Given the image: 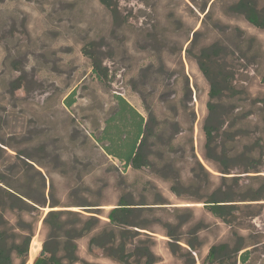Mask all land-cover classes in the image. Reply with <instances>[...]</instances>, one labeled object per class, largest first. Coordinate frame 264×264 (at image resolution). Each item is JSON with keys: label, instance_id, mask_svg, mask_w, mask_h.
Here are the masks:
<instances>
[{"label": "rangeland", "instance_id": "1", "mask_svg": "<svg viewBox=\"0 0 264 264\" xmlns=\"http://www.w3.org/2000/svg\"><path fill=\"white\" fill-rule=\"evenodd\" d=\"M233 1L112 0L117 6L113 16L100 0H0V146L7 159L32 157L45 177L47 200L51 192L60 208L84 213L76 202L96 204L91 207L98 209L102 221L121 195L152 202L150 182L167 202L156 216L175 225L187 218L179 228L180 245L189 249L184 242L193 239L189 229L204 223L196 233L194 264H208L203 259L209 247L219 243L240 244L241 251H249L246 261L236 264H264V199L239 200L248 188L264 191V29L227 12ZM195 30L200 35L191 44ZM89 41L97 43V55L108 68L106 82L92 74L91 61L82 51ZM214 41L228 48L225 61L234 87L232 93L212 99L224 119L222 130L235 137L223 140L238 151L250 145L259 161L257 172L245 173L240 165L231 171L240 176L232 223L212 215L203 202L222 186L224 175L203 156L210 86L195 60L200 47ZM73 90L75 101L67 106ZM117 94L153 128L147 139L149 163L139 169L124 167L91 136L117 111ZM224 136L220 133L217 141L222 143ZM195 157L209 171L208 183L184 188L178 197L157 169L173 160L181 181L188 184ZM4 163L0 161V170ZM30 192L40 198L37 188ZM41 210L45 213L48 207ZM6 217L14 223L12 213ZM147 233L158 264H184L185 257L170 252L162 226ZM89 236L77 239L81 259L120 264L100 248L89 247ZM44 237L39 218L31 240L34 250L30 258L29 246L23 264H33Z\"/></svg>", "mask_w": 264, "mask_h": 264}, {"label": "trees", "instance_id": "2", "mask_svg": "<svg viewBox=\"0 0 264 264\" xmlns=\"http://www.w3.org/2000/svg\"><path fill=\"white\" fill-rule=\"evenodd\" d=\"M116 16L117 6L112 0H100ZM204 9V8H202ZM226 11L231 14L242 15L253 26L264 29V0H234L226 6ZM238 34L243 32L234 28ZM200 35L198 30L193 32L194 43ZM248 40L252 43L254 38ZM95 41H89L82 47L83 53L91 61L92 74L101 82L108 80V68L103 65L97 55ZM227 46L219 41L200 47L195 55L196 63L204 77L209 82V100L207 102L208 115L202 125L204 133V158L215 163L221 176L222 186L215 188L203 201L207 210L223 222L232 223L235 219L233 210L236 208V195L239 192L238 175H232L231 171L237 165L242 166L243 172L259 171V161L252 154V147L244 145L243 150H235L224 142L227 136L235 137L226 130H222L224 119L217 114V105L212 99L220 98L227 91L232 93L234 87L230 83L232 76L225 61ZM190 51V49H187ZM264 79V76H263ZM74 90L67 96L66 105L71 106L75 101ZM117 111L104 119V137H98L91 131L94 141L103 151L123 163L124 167L131 166L139 169L148 165L147 139L152 134L153 128L148 120L140 115L134 107L121 95H115ZM222 130V131H221ZM220 133L222 143L217 141ZM122 135L123 138H122ZM237 135V134H236ZM224 139V140H223ZM108 144H105V141ZM7 151L0 146V161H5L0 170V264H14V259H19V264L25 262L30 242L35 233V223L42 218V227L45 229V237L42 241L38 256L33 264H94L81 259L77 253V239L89 236L88 246H96L101 249L104 256L120 264H158V257L151 249L152 241L147 230L159 225L165 229L169 237L168 248L172 254L185 257L184 264H194L192 252L197 247L196 233L204 227L202 221L196 222L188 231L193 239H184L188 248L180 245L181 232L179 231L187 218H181L179 224H172L155 215L158 210H163L166 200L155 190L150 182L147 185L153 190L152 202L133 201L132 197L121 195L115 206L106 214V221L98 216L96 204L86 201H78L76 206L85 211H75L60 208L62 205L55 200L50 192L49 200L45 195V177L34 165L32 157H16L8 160ZM33 161V162H31ZM195 165L191 168V179L188 184L181 181L179 169L175 167L173 160L165 162L157 171L170 182V190L178 197L182 196L184 188H202L208 183L209 171L195 157ZM24 174V180L22 179ZM248 176V175H247ZM39 191L40 198L36 199L30 191ZM38 185V186H37ZM25 189L29 190L26 191ZM243 199H264L262 189L248 188L241 193ZM154 204V205H149ZM48 207L44 213L41 208ZM177 208H175L176 210ZM6 212L15 216L13 224L6 217ZM26 216L28 218H26ZM236 234V233H235ZM145 236V238H140ZM240 244L229 246L228 243L211 245L203 259L208 264H236L239 259L245 262L249 251L243 250ZM240 252V253H239ZM239 254V255H238Z\"/></svg>", "mask_w": 264, "mask_h": 264}, {"label": "crops", "instance_id": "3", "mask_svg": "<svg viewBox=\"0 0 264 264\" xmlns=\"http://www.w3.org/2000/svg\"><path fill=\"white\" fill-rule=\"evenodd\" d=\"M131 105V104H130ZM132 106V105H131ZM132 107H134V106H132ZM134 109L140 114V115H142V113L140 112V111H138V109L137 108H135L134 107ZM143 116V115H142ZM104 121V120H103ZM103 127H104V122H102V125L101 126H98V128H94V130H92L95 134H96V136H98V137H104V133H103ZM123 136L124 135H122V138H123ZM105 141V140H104ZM105 144H108V142L107 141H105L104 142Z\"/></svg>", "mask_w": 264, "mask_h": 264}, {"label": "bare ground", "instance_id": "4", "mask_svg": "<svg viewBox=\"0 0 264 264\" xmlns=\"http://www.w3.org/2000/svg\"><path fill=\"white\" fill-rule=\"evenodd\" d=\"M33 246H34V243L32 241L31 244H30V258H31V252L34 250V249L32 250Z\"/></svg>", "mask_w": 264, "mask_h": 264}]
</instances>
